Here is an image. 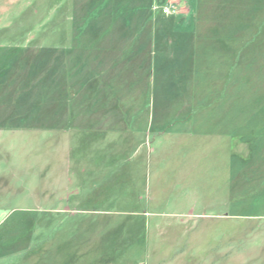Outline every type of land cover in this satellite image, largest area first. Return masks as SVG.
Returning a JSON list of instances; mask_svg holds the SVG:
<instances>
[{"label": "rangeland", "instance_id": "obj_1", "mask_svg": "<svg viewBox=\"0 0 264 264\" xmlns=\"http://www.w3.org/2000/svg\"><path fill=\"white\" fill-rule=\"evenodd\" d=\"M0 264H264V0H0Z\"/></svg>", "mask_w": 264, "mask_h": 264}, {"label": "built area", "instance_id": "obj_2", "mask_svg": "<svg viewBox=\"0 0 264 264\" xmlns=\"http://www.w3.org/2000/svg\"><path fill=\"white\" fill-rule=\"evenodd\" d=\"M163 12H164L165 14H167V13L169 12V8H168V7H164V8H163Z\"/></svg>", "mask_w": 264, "mask_h": 264}]
</instances>
